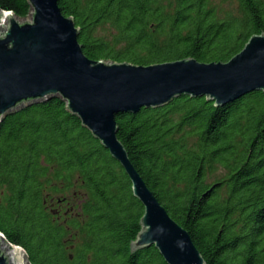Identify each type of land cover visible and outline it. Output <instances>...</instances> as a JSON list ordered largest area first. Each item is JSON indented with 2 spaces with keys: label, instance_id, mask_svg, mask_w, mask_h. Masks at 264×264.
<instances>
[{
  "label": "trees",
  "instance_id": "trees-1",
  "mask_svg": "<svg viewBox=\"0 0 264 264\" xmlns=\"http://www.w3.org/2000/svg\"><path fill=\"white\" fill-rule=\"evenodd\" d=\"M58 0L93 61L228 62L264 34V0ZM0 10L29 16L27 0ZM147 187L206 264H264V93L216 107L180 96L115 119ZM218 173V174H217ZM214 178L210 182L209 179ZM142 204L124 169L60 99L0 122V233L30 264H166L132 250Z\"/></svg>",
  "mask_w": 264,
  "mask_h": 264
},
{
  "label": "water",
  "instance_id": "water-1",
  "mask_svg": "<svg viewBox=\"0 0 264 264\" xmlns=\"http://www.w3.org/2000/svg\"><path fill=\"white\" fill-rule=\"evenodd\" d=\"M29 16L0 10V122L52 99L66 103L128 176L142 204L141 231L132 250L151 246L166 264H206L189 233L158 202L117 138L116 117L165 106L180 96L205 97L221 107L264 93V34L252 36L228 62L188 58L150 66L88 59L79 29L58 0H27ZM0 264H30L19 246L0 233Z\"/></svg>",
  "mask_w": 264,
  "mask_h": 264
},
{
  "label": "rangeland",
  "instance_id": "rangeland-1",
  "mask_svg": "<svg viewBox=\"0 0 264 264\" xmlns=\"http://www.w3.org/2000/svg\"><path fill=\"white\" fill-rule=\"evenodd\" d=\"M222 1H224V4L222 6L223 12H230V13L233 12L234 13L236 11L235 0H214L216 5H221ZM209 181L210 182L214 181V178H210Z\"/></svg>",
  "mask_w": 264,
  "mask_h": 264
},
{
  "label": "flooded vegetation",
  "instance_id": "flooded-vegetation-1",
  "mask_svg": "<svg viewBox=\"0 0 264 264\" xmlns=\"http://www.w3.org/2000/svg\"><path fill=\"white\" fill-rule=\"evenodd\" d=\"M208 1H209V3H210V2H211V3L214 2V0H208Z\"/></svg>",
  "mask_w": 264,
  "mask_h": 264
}]
</instances>
